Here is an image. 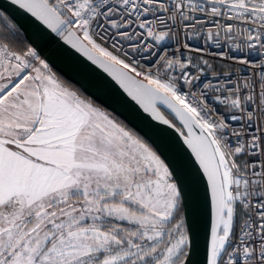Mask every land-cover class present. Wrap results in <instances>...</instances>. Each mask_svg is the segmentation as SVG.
Returning <instances> with one entry per match:
<instances>
[{
  "label": "snow or ice",
  "instance_id": "6c2138e0",
  "mask_svg": "<svg viewBox=\"0 0 264 264\" xmlns=\"http://www.w3.org/2000/svg\"><path fill=\"white\" fill-rule=\"evenodd\" d=\"M10 4L183 137L210 202L204 264H264V0ZM187 199L180 169L0 10V264H193Z\"/></svg>",
  "mask_w": 264,
  "mask_h": 264
},
{
  "label": "water",
  "instance_id": "95a60500",
  "mask_svg": "<svg viewBox=\"0 0 264 264\" xmlns=\"http://www.w3.org/2000/svg\"><path fill=\"white\" fill-rule=\"evenodd\" d=\"M7 8L16 21L23 26L25 34L36 41L38 50L48 60L55 72L80 87L89 97L109 112L123 119L131 128L150 140L181 171L188 191L185 209L187 223L194 236L193 264H204V250L211 224L210 202L206 181L199 173L190 149L176 129L153 119L150 113L129 97L102 69L92 65L85 57L64 44L30 15L0 0V9ZM165 118L172 116L177 127L180 122L164 106H160ZM186 131V130H185Z\"/></svg>",
  "mask_w": 264,
  "mask_h": 264
},
{
  "label": "trees",
  "instance_id": "16d2710c",
  "mask_svg": "<svg viewBox=\"0 0 264 264\" xmlns=\"http://www.w3.org/2000/svg\"><path fill=\"white\" fill-rule=\"evenodd\" d=\"M1 10V9H0ZM58 73V72H57ZM62 78H64L65 80L69 81L68 79H66L64 76H62L60 73H58ZM71 82V81H69ZM73 85H75L76 87L80 88L79 86H77L76 84H74L73 82H71ZM111 113V112H110ZM113 114V113H112ZM114 116H116L115 114H113ZM117 118H119L122 122H124L125 124H127L123 119H121L120 117L116 116ZM128 125V124H127ZM129 126V125H128ZM130 127V126H129ZM131 128V127H130Z\"/></svg>",
  "mask_w": 264,
  "mask_h": 264
},
{
  "label": "flooded vegetation",
  "instance_id": "af4514ba",
  "mask_svg": "<svg viewBox=\"0 0 264 264\" xmlns=\"http://www.w3.org/2000/svg\"><path fill=\"white\" fill-rule=\"evenodd\" d=\"M170 118H171L174 122H176L175 119H174L172 116H170ZM176 123H177V122H176Z\"/></svg>",
  "mask_w": 264,
  "mask_h": 264
},
{
  "label": "built area",
  "instance_id": "2783aa9c",
  "mask_svg": "<svg viewBox=\"0 0 264 264\" xmlns=\"http://www.w3.org/2000/svg\"><path fill=\"white\" fill-rule=\"evenodd\" d=\"M173 47H174V45H173Z\"/></svg>",
  "mask_w": 264,
  "mask_h": 264
},
{
  "label": "rangeland",
  "instance_id": "374dc122",
  "mask_svg": "<svg viewBox=\"0 0 264 264\" xmlns=\"http://www.w3.org/2000/svg\"><path fill=\"white\" fill-rule=\"evenodd\" d=\"M100 105V104H99Z\"/></svg>",
  "mask_w": 264,
  "mask_h": 264
}]
</instances>
